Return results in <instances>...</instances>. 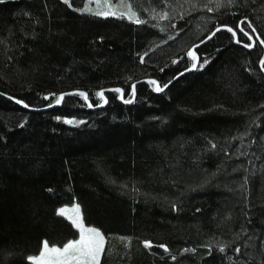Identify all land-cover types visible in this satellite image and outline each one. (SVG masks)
Returning <instances> with one entry per match:
<instances>
[{"label":"trees","instance_id":"1","mask_svg":"<svg viewBox=\"0 0 264 264\" xmlns=\"http://www.w3.org/2000/svg\"><path fill=\"white\" fill-rule=\"evenodd\" d=\"M84 3H0V264L77 239L73 202L100 264H264V0Z\"/></svg>","mask_w":264,"mask_h":264},{"label":"snow or ice","instance_id":"2","mask_svg":"<svg viewBox=\"0 0 264 264\" xmlns=\"http://www.w3.org/2000/svg\"><path fill=\"white\" fill-rule=\"evenodd\" d=\"M5 2V0H0V3ZM64 3L69 4V0H63ZM71 6V5H69ZM100 6L98 5V8ZM105 8H108L107 11H96L95 15H115L116 13L113 12L108 5H104ZM83 11L86 12H92V9L89 8L87 5H85ZM162 18H166L162 17ZM129 19H131V16H129ZM136 23H144L145 21L141 19L135 20ZM252 29V32H256L255 27H253L252 22L248 21L247 18L245 20L240 21L238 27V30L242 32L245 36H248L249 40H252V36L249 35L247 31H245V27ZM221 29L218 28L216 31H220ZM228 32H231L233 36L236 35V32L232 27H227L226 29ZM215 32H213L207 39H211L212 36H215ZM257 40H259V43L264 45V40H260L259 35L256 37ZM206 41H202L204 43ZM239 42V41H237ZM255 45V41L251 44H245L244 47L251 48ZM196 48H199V45L196 46ZM189 57H192L194 60V63L192 64V68L197 67V57L195 55V49L193 51H189L187 53ZM141 62H143V57H141ZM178 61H173V63H177ZM208 63L207 60H205L203 63L200 64V67L203 68ZM261 64H264V60L260 61ZM150 83L156 84L155 91L161 92L164 90V87H167V84L164 85V87H160L159 84H157L156 81H150ZM116 91H120L117 89ZM80 95L84 96L85 99L87 98L86 94L79 93ZM132 94H135V85L132 86ZM98 96L103 97V92L97 93ZM48 98V97H45ZM123 98V96H121ZM64 99V96L61 95L57 99V103H60ZM17 103H22V101L17 100ZM126 103H130V100H126ZM91 106V105H90ZM24 107H28V105H24ZM67 123H72V121H66ZM214 147V145H213ZM66 209H60L58 211V215H65ZM76 214L75 219H72V223L80 229V238L79 240H73L68 243H66L63 248H57V247H50L49 242L44 241L43 242V250L40 252L38 257H30L29 259L33 262V264H100V257L101 254L105 251V236L102 234V232L97 228H87L85 229L83 227V223L80 217V208L79 205H76L72 210ZM71 218V217H70ZM146 247L152 246L150 242L145 243ZM167 250V248H165ZM223 251V249H221ZM239 251V249H237ZM175 259V257H173Z\"/></svg>","mask_w":264,"mask_h":264},{"label":"rangeland","instance_id":"3","mask_svg":"<svg viewBox=\"0 0 264 264\" xmlns=\"http://www.w3.org/2000/svg\"><path fill=\"white\" fill-rule=\"evenodd\" d=\"M120 2H122V0H85V3L83 5V8L82 9H84L85 5H87L89 8L92 9V13H95L98 10H100V11H107L108 8H105L104 5H108V6H110L111 10L116 13L115 15H108V16H121V14H123L122 16H125V15L132 16L131 13H130L129 7L126 6V10H127L126 11L125 8L123 7V4H119ZM98 5L100 6L99 8H98ZM101 16H103V15H101ZM76 205H78V204L75 203V202H73V203L66 204L63 207H60L59 208V210L60 209H66L67 210L66 213H65V215H62V216H64L65 218H67L71 223H72V219H75V217H76V214L74 212H72L71 210ZM79 208H80V206H79ZM80 217H81V220H82V223H83V227L85 229H87V228H96V227H94L92 225L86 224V222L84 220V216H83L82 211H81V208H80ZM75 228L79 231V237L77 239H75V240H79V238H80V229L77 228L76 226H75ZM49 246L50 247H57V248H61V249L63 248V246H56V245H52L50 243H49ZM42 250H43V247H42ZM39 254L36 255V256H33V257H38ZM29 262H30V264H33V262L30 259H29ZM73 264H75V262H73Z\"/></svg>","mask_w":264,"mask_h":264},{"label":"water","instance_id":"4","mask_svg":"<svg viewBox=\"0 0 264 264\" xmlns=\"http://www.w3.org/2000/svg\"><path fill=\"white\" fill-rule=\"evenodd\" d=\"M260 38V37H259ZM261 40V39H260ZM237 41H238V38H237ZM204 43H206V42H204ZM204 43H200L199 44V46H201V45H203ZM194 49H196V46L192 49V51L194 50ZM195 55H196V57L198 58L197 59V67L196 68H191V69H189V70H187L186 72H184V73H189V72H193V71H195L197 68H198V66H199V57L197 56V54L195 53ZM263 65L264 64H262L261 66L263 67ZM183 73V74H184ZM183 74H181V75H183ZM178 79V77H176L171 83H169L168 85H167V87H165L164 88V90L163 91H165L172 83H174V81H176ZM145 81H148V80H145ZM141 82H143V81H141ZM138 83H140V81L139 82H137V83H135L134 85H135V90H136V86H137V84ZM160 86V85H159ZM161 87V86H160ZM117 89H119L120 91L119 92H121V96H123V98H121V102H124V103H126L125 102V98H124V91H123V89H121V88H105V89H103L101 92H103V97H104V99H105V102L107 103V99H106V97H105V92H110V91H116ZM76 92H78V91H71V92H68V93H64V94H62L63 96H64V98L66 97V96H68V95H70V94H75ZM86 94V96H87V98H86V100L88 101V94L87 93H85ZM64 100V99H63ZM62 100V101H63ZM136 100V98H135V96H134V98H133V100L131 101V102H133V101H135ZM130 102V103H131ZM90 105H91V103H90ZM91 108H94L92 105H91Z\"/></svg>","mask_w":264,"mask_h":264}]
</instances>
